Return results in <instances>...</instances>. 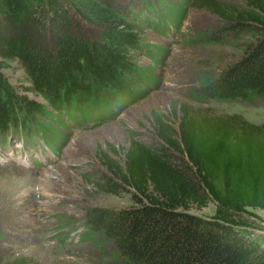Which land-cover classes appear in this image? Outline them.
Here are the masks:
<instances>
[{"label": "trees", "instance_id": "obj_1", "mask_svg": "<svg viewBox=\"0 0 264 264\" xmlns=\"http://www.w3.org/2000/svg\"><path fill=\"white\" fill-rule=\"evenodd\" d=\"M154 1L0 0V144L11 136L27 145L42 134L58 149L46 129L27 123L47 105L20 92L2 66L21 62L30 81L26 89L61 111L69 125L107 118L119 106L101 96L120 100L133 67L132 47L140 44L135 19L158 16ZM206 1L228 24L205 40L222 42L226 32L258 34L240 57L204 71L194 96L264 98V0H245L242 7ZM176 2L168 7L183 20L194 2ZM172 23L168 19L163 28ZM154 121L157 141L132 140L124 165L115 166L120 183L111 177L101 183L113 192L129 190L136 204L87 207L83 238L105 247L112 264H264V225L249 209L264 208V122L238 114L199 120L183 114L177 129L170 118ZM210 201L217 205L212 216L191 211Z\"/></svg>", "mask_w": 264, "mask_h": 264}, {"label": "rangeland", "instance_id": "obj_2", "mask_svg": "<svg viewBox=\"0 0 264 264\" xmlns=\"http://www.w3.org/2000/svg\"><path fill=\"white\" fill-rule=\"evenodd\" d=\"M165 1H154L160 7L158 16L135 19L140 44L132 47L133 67L126 72L125 88L118 92L120 100L112 99L110 93L101 96L119 106L112 108L115 113L103 110L111 113L107 118L69 125L70 119L61 111L26 89L30 81L21 62L10 60L1 67L20 92L47 105L45 113L30 117L27 123L46 129L58 149L42 134L27 145L22 137L11 136L0 144V264L15 259L28 264H112L105 247L83 238L86 208L136 204L129 190L113 192L101 183L104 177L120 183L115 166L124 165L132 140L157 141V116L170 118L177 129L183 114L197 120L238 114L252 123L264 122V98L248 102L194 96L204 71L240 57L258 31L226 32L224 41L211 43L205 37L223 31L228 21L212 11L206 0H192L183 20L168 7L176 0ZM217 1L247 5L245 0ZM168 19L174 27L167 31L162 23L168 24ZM99 111L93 110V117H99ZM216 206L215 201L194 204L191 211L210 217ZM249 209L264 225V208Z\"/></svg>", "mask_w": 264, "mask_h": 264}]
</instances>
